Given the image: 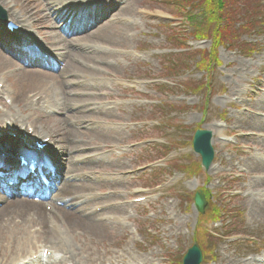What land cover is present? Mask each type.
Wrapping results in <instances>:
<instances>
[{
  "label": "rangeland",
  "instance_id": "374dc122",
  "mask_svg": "<svg viewBox=\"0 0 264 264\" xmlns=\"http://www.w3.org/2000/svg\"><path fill=\"white\" fill-rule=\"evenodd\" d=\"M9 1L13 2V0ZM23 1L26 5L31 3V6H36L35 8L32 7L33 10H39V6L35 4L36 0ZM112 1L122 3V0ZM186 1L188 0H135L133 14L125 19V22L121 19L116 21L126 23L131 27L130 30L128 29L129 32L125 34L129 39L122 42L114 39L115 41L108 42L109 47L97 49V51L109 53L116 58V61H110L111 65L106 73L100 72L101 80L97 81L99 86L104 88L97 92L98 102L100 105L107 107L111 113L101 120L102 124H95L94 126V129L98 130L109 127L104 131L115 134L113 137L108 136L107 139L97 142V144L100 149L116 148L119 154L117 158L119 157L120 160H113L110 164V161H107L108 157L114 159L116 155L113 153L102 154L101 162L95 163L98 166L94 170L102 169L111 173L115 171L119 177L122 173L125 175L128 171H138L137 169L140 167L139 171L141 172L148 161L155 160L157 154L160 155L163 150L162 147L166 145L164 141L167 140L172 149L168 158L170 161L166 169L159 172L162 175L156 178L157 181H164L170 165L175 163V160L179 157L178 155L181 154L182 146L186 145L185 141L192 135L193 128L199 124L201 128L210 129L214 133L213 146L216 148L214 165L216 168L214 169V166L210 170L208 174L210 181L205 186L214 195L212 198L214 205L228 209H239V212L235 213L234 210H229L232 212L229 224L228 222L225 223V225L228 224L227 226L220 225L217 222L215 225L209 223L208 227L216 228L217 231L225 230L230 234H248L252 239H257L258 242L243 241L235 244L228 238H216L212 252L214 258L211 259L212 256L209 255L208 259H205L202 264H251L254 261L259 263L256 258L261 257L264 253V250H262L264 249V217L256 218L252 216L250 207L252 204L250 203L253 197L254 199L262 198L261 193H256L255 189L261 190L259 183L264 181V146L254 143L255 139L251 141L243 139L240 141L241 148L243 145H247L249 151L244 152V149L241 148L236 149V151L234 148L219 142L215 132L218 135L220 131L218 132V127L215 125L221 117L219 114L225 111V116L222 119L226 120L227 131L229 129L232 132L241 131L245 133L250 129L259 134L254 127L238 124L236 120L244 118L247 122H250L257 118L264 121V112L259 108H256V111L252 108L255 101L264 104V26H260L261 32L257 35L243 34L238 37L233 47L221 43L215 44L211 38L212 31L206 33L205 37H199L201 35L193 32V30L196 31L197 27L193 29L190 20H187L184 16L191 5L186 4ZM234 1L237 2L238 7L239 4L245 3L247 0ZM102 2H106V0ZM175 6L179 7L180 10H177ZM178 11H181L178 20L181 21L183 17V25L181 27L175 25L174 27H180L179 31L171 34L173 20L168 14L175 15ZM202 13H205L203 9H200L198 15L192 13V17L196 16L193 18L194 25L201 21L199 19ZM39 16L42 17V15ZM51 28L50 26L45 33L47 37L51 33ZM222 33L226 37L225 31ZM175 35L179 38L184 35L187 42L184 40L182 46L188 45V49L182 51L181 49L170 48L173 41H178L174 39ZM237 41L249 43L255 48L251 46L252 52L244 53L245 50L237 46ZM229 44L231 45L230 41ZM131 50H133V54L129 52ZM187 52L190 53L185 54ZM178 54L180 56L174 57ZM170 55H174L173 60L175 62L181 60L186 63V67L182 70L176 67V72L173 75H169L172 71L166 73L165 69L168 65L166 57ZM201 59L204 60L206 66L199 67ZM160 76L165 77L168 81L160 80L162 86L153 84L155 81L152 79ZM209 78L212 89L210 94L203 87V84L205 81H209ZM12 82L14 83L13 78ZM258 85L259 88L257 89ZM253 91H256V94H253ZM143 94L148 97L149 101H141V95ZM207 101L209 105L205 109ZM0 104H2V106L0 105V112L6 113L8 117H10L9 115L14 116L17 109L16 105H8L1 98ZM115 105H117V108ZM243 109H247L254 116L240 113ZM51 116L46 113H37V117L44 119L43 122L45 126L48 125L50 131L63 134L62 127H77V124L71 127V124L69 125V123L60 120L59 116ZM151 118H156L160 125L152 126ZM140 121H144L146 124L133 125L135 122ZM127 125L134 126L132 132L129 131ZM164 127L169 130L168 134H166L167 132H161ZM18 129L16 127L11 130L18 132ZM163 133L166 136V139L162 142L164 146L149 145L160 142L161 140L150 139H160V135ZM174 142L175 146L172 144ZM255 156L258 160H263L260 164L261 167L256 168L260 171L252 170L245 162ZM163 168V165L160 168L156 167V169ZM146 170L149 169L146 168ZM146 170L141 173L142 178L132 180L118 178V183L110 179L101 182L99 188H105L108 183L113 182L118 186L121 195L125 190L134 191L146 185L144 181L151 184L154 180L147 177L149 172ZM170 172L171 170L168 171L169 175ZM221 179L224 183L221 182ZM171 180L167 186L163 182L153 190H149L152 194L155 190L162 191V196L154 201L152 205L137 206L133 217L128 214L129 212L126 214L125 227L128 229L129 225L134 226L135 224L137 234H128V231L124 229L126 233L120 235L117 230L105 228L108 233L105 232L106 234L104 233L100 238L93 239L99 241L96 242L90 241L86 230L77 235L70 232L64 235V244L62 243L64 248L73 247L75 250H81L83 254L84 251L80 248L81 246L91 250L101 249L103 246L108 249L116 248L117 254L119 256L123 255L127 264H134L133 259L144 263V261L149 260L148 258L152 259L155 256V261H159L161 257L166 258V256H170L175 260L180 259L182 253L192 243L193 229L196 223V212L192 209L189 200L192 198L193 189L196 186L201 187L205 183L203 176H198V185L195 184V180L190 182L187 177L180 174H177ZM231 188L241 192L239 198L227 195L225 189ZM231 199L235 200V203L226 206ZM221 218H223V214H221L218 221ZM149 223L151 224L149 225ZM148 225L154 230H152L154 236L145 235ZM4 233L0 231V236L5 235ZM52 236L48 231V233L42 234L41 238L49 240ZM21 244L22 242L17 246L19 247ZM115 245L119 247H115ZM14 246H16V243ZM15 250L10 251L9 248L5 253L12 257ZM3 258L4 253L2 252L0 261ZM172 262L176 264L174 260ZM148 263L151 264L150 261ZM154 263L156 264V262ZM257 263L254 262V264Z\"/></svg>",
  "mask_w": 264,
  "mask_h": 264
},
{
  "label": "bare ground",
  "instance_id": "6f19581e",
  "mask_svg": "<svg viewBox=\"0 0 264 264\" xmlns=\"http://www.w3.org/2000/svg\"><path fill=\"white\" fill-rule=\"evenodd\" d=\"M68 0H58V3L67 2ZM14 5H9L10 8L8 9V12L11 16H13L16 19V22L21 24L22 27L25 26V23L28 22L30 19H33L34 14L37 13V11H33V8L31 6V3H26L23 0H14ZM22 2V3H21ZM44 2L48 5V8L46 11L52 10V4L54 3V0H44ZM58 3L54 6V9L56 10ZM19 4V5H18ZM50 5V6H49ZM19 6L16 10V7ZM135 6V0H125L122 5L119 6V9L116 11L115 14L111 16L110 19L107 20H101L99 25L96 26V28L91 29L87 32L86 35H82L80 38L73 40L69 39L70 44H81L82 46H85V48H91L93 44H102L105 43V45L108 44V42L113 41H124L125 39H129L126 34V32H129L131 27H129L126 24H114L115 22L112 21L114 17H126L133 13ZM33 12V13H32ZM47 18V15H46ZM40 20L39 17H36V20L32 22L38 23ZM65 30L67 28L65 27ZM0 35H3L2 29H0ZM60 36V35H58ZM115 39V40H114ZM66 41V44L69 45V42ZM90 45V46H89ZM66 52L62 54L64 58L68 59H77L81 60L83 62H89L91 63L95 68L92 70L93 74L98 75L97 71V64L95 61H104L109 56L108 55H99V54H92V55H80L78 53H74L70 50H67V47L64 48ZM65 69L61 73L57 75L49 74L48 72H40L32 68H21V71L16 74L13 77L14 85H15V91L14 94L11 95L7 89V85H4L6 88V92H1L3 95L8 96L10 98H13V101L15 104L18 102H24L26 100V96L29 92H43L46 91V85L53 88L54 85H49L50 80L58 81L56 86H60L63 81L61 80V77L67 73L70 72V69L73 71H77V68L70 63V61H66L65 63ZM16 65V63L7 57L0 49V73L1 71H5L6 69L10 68L11 66ZM50 79V80H49ZM74 89H70L68 91H72ZM66 91V90H65ZM79 93H85V96L82 97H75L72 98L69 96H66L59 104L58 110L62 113L64 116L62 119L66 122L70 120L83 122L86 119L89 120L90 117L95 116L98 117L101 115L107 116L110 115L108 111H95L90 110V105L92 101L94 100V93L93 89H84L78 90ZM92 93V94H91ZM88 94V95H87ZM90 94V95H89ZM78 106V110H75L73 106ZM253 106H258L259 109L264 110V104H260V101H255L253 103ZM105 118V117H104ZM238 124L246 125L248 127H254L256 130H262L264 129V121H261L257 118L255 120H251L250 122H247L244 118H240L237 120ZM33 124H35L36 132L39 133L37 130H40L41 133H44L46 131V128L43 126V124L40 123L38 119L33 120ZM66 134H62L61 140L58 132L53 131L54 134L50 133V139L52 142L56 143L58 146H60V149L64 152V154H67L69 151L74 150L76 152L79 147H87V145H90L92 142L102 141L108 138V136L113 137L115 133H109V131H101V130H93V131H78L76 129H63ZM76 139L75 142L73 140ZM254 142L261 144L264 146L263 140H255ZM90 152H86L85 154H89ZM82 155L81 153L73 154L71 157L69 156L68 159H65L63 157L64 161V167H62L59 164H54V177H53V183H58L59 190L56 192L55 195H59L61 197H67L71 196L75 199H66L65 202L74 204V210L68 211L66 209H59L55 208L54 212L57 214L56 221L53 218V212L47 211L44 209V207L39 204L35 203L33 201H26V200H6L5 198H0V201L4 202V206L0 208V219L3 217L2 213L7 212L9 214L14 211H21L22 213L26 212L27 214H21L23 217V220L26 215H30L32 217V222L38 224L39 229L41 231H44L42 228V224L49 221L54 224L51 220H53L56 225V227H63L69 232L76 233V232H82L84 230L88 231V238L91 239L94 238H100V236L106 232L105 228L113 229V228H119L117 226H109L108 223H102V215L106 214L103 212L90 214L88 211H90L93 207L92 202L84 201V199L91 196L94 190L99 188L98 181H94V179H90L88 181L83 182H71V181H63L66 176L71 177L75 172L79 175H84L85 171L88 169L93 168L92 165H81L79 167L71 165L70 160L78 159ZM248 166L252 170H257V167H261L260 164L262 161L252 158L245 161ZM259 164V165H258ZM264 164V163H263ZM116 165V164H115ZM7 171L10 169L6 168ZM260 171V170H257ZM8 176V175H6ZM2 179L4 177H1ZM259 184H264V181L260 182ZM258 184V187H259ZM110 198V197H108ZM105 198V199H108ZM62 200V199H59ZM82 202H78L81 201ZM103 202V203H101ZM107 202V201H106ZM106 202L100 201L97 206L104 205ZM78 203V204H76ZM93 205V206H92ZM91 207V208H90ZM114 208L118 211H122L128 209L127 207H115ZM251 214L252 216L256 218H262L264 217V203L255 201L254 205L251 208ZM100 219V221H99ZM42 227V228H41ZM78 232V233H79ZM64 233H66L64 231ZM108 233V232H106ZM105 233V234H106ZM15 234V233H14ZM63 233H61L62 235ZM11 235V234H8ZM59 235V234H58ZM110 236V235H109ZM12 237V236H11ZM111 237V236H110ZM62 239V238H61ZM6 240V239H5ZM10 240V239H9ZM54 244V245H53ZM43 247V246H42ZM45 247L42 248L44 250ZM58 249V244L56 242H52L50 245V251L52 262L50 264H65L66 262L73 261L74 259H82V256L77 252L74 251L70 253L69 256H61L59 259L57 258V255L54 254V252ZM49 250V249H48ZM66 254V253H65ZM118 258V257H117ZM1 263V261H0ZM23 263V262H22ZM71 263V262H70Z\"/></svg>",
  "mask_w": 264,
  "mask_h": 264
},
{
  "label": "trees",
  "instance_id": "16d2710c",
  "mask_svg": "<svg viewBox=\"0 0 264 264\" xmlns=\"http://www.w3.org/2000/svg\"><path fill=\"white\" fill-rule=\"evenodd\" d=\"M205 1L209 6H207L205 13L201 14L202 16L199 19L201 21L196 23L197 28L195 32L206 36V33L212 31L211 38L215 44L230 40L228 37L232 36V23L236 19L237 14H239L237 2L234 0ZM245 3L249 4V0ZM223 31H225L226 37L223 35Z\"/></svg>",
  "mask_w": 264,
  "mask_h": 264
},
{
  "label": "water",
  "instance_id": "95a60500",
  "mask_svg": "<svg viewBox=\"0 0 264 264\" xmlns=\"http://www.w3.org/2000/svg\"><path fill=\"white\" fill-rule=\"evenodd\" d=\"M211 133L209 131H197L194 135L193 144L195 149L201 154L202 165L205 168H208L211 158H212V149H211ZM195 203L197 207L202 210L204 201L199 197L198 194L195 196ZM199 253L196 249H193L185 257L186 261L188 258L193 260L192 264H196L200 260Z\"/></svg>",
  "mask_w": 264,
  "mask_h": 264
}]
</instances>
